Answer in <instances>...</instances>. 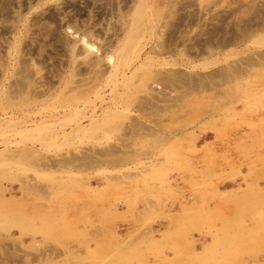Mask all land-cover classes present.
<instances>
[{
    "label": "rangeland",
    "instance_id": "rangeland-1",
    "mask_svg": "<svg viewBox=\"0 0 264 264\" xmlns=\"http://www.w3.org/2000/svg\"><path fill=\"white\" fill-rule=\"evenodd\" d=\"M0 264H264V0H0Z\"/></svg>",
    "mask_w": 264,
    "mask_h": 264
},
{
    "label": "bare ground",
    "instance_id": "bare-ground-1",
    "mask_svg": "<svg viewBox=\"0 0 264 264\" xmlns=\"http://www.w3.org/2000/svg\"><path fill=\"white\" fill-rule=\"evenodd\" d=\"M72 35H73V34H72ZM74 35H76V34H74ZM75 37H76V36H75ZM76 38H77V37H76ZM81 44H83V43L81 42ZM84 44H85V43H84ZM90 44H91V43H90ZM90 44H89V45H90ZM90 46H92V45H90ZM90 46H89V47H90ZM84 47H87V46L84 45ZM94 48H95V46H94ZM85 49H86V48H85ZM87 49H88V48H87ZM84 51H85V50H84ZM205 142H206V141H205ZM200 149H201V148H200ZM93 186H94V185H93ZM96 187H97V186H96ZM99 187H100V186H99ZM238 187H239V189H240L241 186H238ZM238 187H237V188H238ZM99 189H100V188H99ZM233 189L235 190V188H233ZM233 189H230V190H227V189H226V190L231 192ZM241 189H243V187H241ZM241 189H240V190H241ZM236 191H237V190H236ZM261 217H262V216H261ZM235 233H236V232H235ZM211 234H212V233H211ZM228 234H229V233H228ZM225 235H226V234H225ZM230 235H231V234H230ZM212 236H213V235H212ZM215 236H216V235H215ZM234 236H235V235H234ZM215 238H217V237H215ZM230 239H231V238H230ZM232 239H233V238H232ZM234 239H235V238H234ZM213 241H214V240H213ZM202 246H203V245H202ZM209 246H210V245H209ZM207 247H208V246H207ZM144 250H145V249H144ZM205 251H206V250H205ZM257 253H258V252H257ZM141 257H142V256H141ZM254 257H255V255H254Z\"/></svg>",
    "mask_w": 264,
    "mask_h": 264
}]
</instances>
